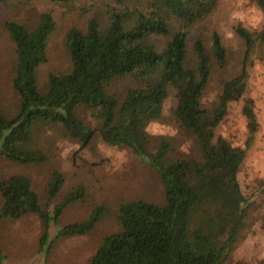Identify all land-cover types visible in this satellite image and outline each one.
Here are the masks:
<instances>
[{
  "label": "trees",
  "instance_id": "trees-1",
  "mask_svg": "<svg viewBox=\"0 0 264 264\" xmlns=\"http://www.w3.org/2000/svg\"><path fill=\"white\" fill-rule=\"evenodd\" d=\"M103 1L102 15L90 16L85 29H69L64 45L71 68L49 74L44 87L37 73L48 61L56 27L52 14H42L33 29L6 24L16 48L13 88L19 100L14 112L0 102V159L45 163L48 155L36 137L47 128L82 147L99 135L110 146L128 148L156 171L164 201L122 203L116 214L120 230L102 239L87 264H227L249 223L251 202L239 168L259 128L254 100L246 92L249 61L264 49V27H234L242 59L238 72L222 77L233 53L213 23L220 0ZM252 1L264 12V0ZM216 76L217 98L207 105L204 96ZM120 86L122 96L115 95ZM171 98L168 119L176 136L191 143L185 157L175 156L173 136L150 133ZM238 101L249 132L243 149L216 133ZM85 112L97 128L84 121ZM64 184V175L54 171L43 206L26 175L0 180V223L27 215H37L46 229L58 223L67 207L87 196L84 185L73 186L51 213ZM109 213L107 206H97L57 237L89 234ZM4 260L0 245V264Z\"/></svg>",
  "mask_w": 264,
  "mask_h": 264
},
{
  "label": "rangeland",
  "instance_id": "rangeland-1",
  "mask_svg": "<svg viewBox=\"0 0 264 264\" xmlns=\"http://www.w3.org/2000/svg\"><path fill=\"white\" fill-rule=\"evenodd\" d=\"M103 5V0H74L70 3L0 0V102L6 111L14 112L19 100L13 88L16 48L6 24L17 22L33 29L42 14H52L56 27L49 40L48 61L37 73L38 83L44 87L49 74L67 72L71 68L64 45L69 29H85L90 16L102 15ZM213 23L224 44L233 53L222 74V77H230L239 70L243 47L234 27L242 25L251 31L261 30L264 27V12L252 0H220ZM193 37L194 34H191V41ZM219 82L220 76H216L209 86L204 96L207 105L216 100ZM247 86L246 97L254 100L259 128L239 168V179L251 206L248 226L227 264H258L264 260V49L253 54L249 61ZM114 92L122 96L124 90L120 86ZM172 104L171 98L165 105L164 118L151 126L150 133L173 136L175 156L185 157L191 152V143L176 136L174 125L168 119ZM242 108L243 101L232 103L228 116L217 126L216 133L233 146L243 149L249 132ZM82 118L91 127L97 128L98 122L92 120L89 113L85 112ZM36 142L47 153L48 160L42 164L24 165L0 159V180L16 174L26 175L45 206L49 180L54 171L61 172L65 184L50 204L51 213L73 186L84 185L87 196L85 201L67 207L58 223L51 222L48 229L37 215L5 220L0 225L4 264L6 260L9 264H87L99 249L102 239L120 230L116 214L122 203L138 199L154 203L164 201V187L156 171L128 148L110 146L99 135L90 145L82 147L79 141L62 138L52 128L38 135ZM102 205L107 206L110 213L91 233L57 237L64 226L85 220L95 207ZM46 233V240L42 241Z\"/></svg>",
  "mask_w": 264,
  "mask_h": 264
},
{
  "label": "crops",
  "instance_id": "crops-1",
  "mask_svg": "<svg viewBox=\"0 0 264 264\" xmlns=\"http://www.w3.org/2000/svg\"><path fill=\"white\" fill-rule=\"evenodd\" d=\"M3 222H5V221H3ZM3 222H2V223H3ZM2 223H0V225H1ZM5 264H9L8 260L5 261Z\"/></svg>",
  "mask_w": 264,
  "mask_h": 264
}]
</instances>
